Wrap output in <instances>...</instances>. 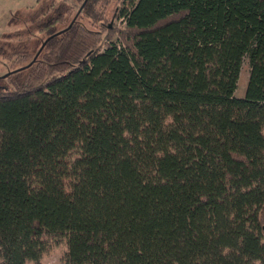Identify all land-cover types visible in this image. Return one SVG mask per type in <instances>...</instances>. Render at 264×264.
<instances>
[{"label": "trees", "instance_id": "trees-1", "mask_svg": "<svg viewBox=\"0 0 264 264\" xmlns=\"http://www.w3.org/2000/svg\"><path fill=\"white\" fill-rule=\"evenodd\" d=\"M70 1L4 55L0 264H264V0Z\"/></svg>", "mask_w": 264, "mask_h": 264}, {"label": "rangeland", "instance_id": "rangeland-1", "mask_svg": "<svg viewBox=\"0 0 264 264\" xmlns=\"http://www.w3.org/2000/svg\"><path fill=\"white\" fill-rule=\"evenodd\" d=\"M70 1V0H69ZM72 1H70L71 3ZM38 4V0H0V77L11 74L4 58L7 53L15 52L26 45L22 34L32 32V26L28 22L29 10ZM116 25L123 26L121 20ZM38 35V34H37ZM17 72V71H16ZM15 73V72H14ZM250 77L249 61L245 60L240 75L237 97H244ZM67 251L65 239L59 241L49 240L47 250L39 264H63L64 255ZM27 264H37L29 261Z\"/></svg>", "mask_w": 264, "mask_h": 264}, {"label": "water", "instance_id": "water-1", "mask_svg": "<svg viewBox=\"0 0 264 264\" xmlns=\"http://www.w3.org/2000/svg\"><path fill=\"white\" fill-rule=\"evenodd\" d=\"M5 77H7V76H5Z\"/></svg>", "mask_w": 264, "mask_h": 264}]
</instances>
